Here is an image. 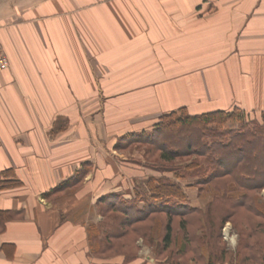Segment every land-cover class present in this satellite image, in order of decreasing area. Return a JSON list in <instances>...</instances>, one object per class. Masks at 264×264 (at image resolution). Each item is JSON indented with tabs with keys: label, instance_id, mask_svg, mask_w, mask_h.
Returning a JSON list of instances; mask_svg holds the SVG:
<instances>
[{
	"label": "crops",
	"instance_id": "crops-1",
	"mask_svg": "<svg viewBox=\"0 0 264 264\" xmlns=\"http://www.w3.org/2000/svg\"><path fill=\"white\" fill-rule=\"evenodd\" d=\"M0 39V172L22 183L0 192V264H124L90 253L88 227L154 174L117 140L183 107L264 111V0H0Z\"/></svg>",
	"mask_w": 264,
	"mask_h": 264
},
{
	"label": "trees",
	"instance_id": "trees-1",
	"mask_svg": "<svg viewBox=\"0 0 264 264\" xmlns=\"http://www.w3.org/2000/svg\"><path fill=\"white\" fill-rule=\"evenodd\" d=\"M133 146L145 147L154 165H144L161 175L148 176L130 199L118 193L98 199L103 220L88 227L93 256L121 255L131 264L141 239L160 264H264V111L236 105L192 115L179 108L150 130L121 136L116 147ZM91 167L84 164L45 197L57 200L65 190L77 189ZM8 174L0 172V192L22 184ZM181 181L207 195V204L194 207ZM14 217L0 211V233ZM228 222L239 238L234 250L223 239Z\"/></svg>",
	"mask_w": 264,
	"mask_h": 264
},
{
	"label": "rangeland",
	"instance_id": "rangeland-1",
	"mask_svg": "<svg viewBox=\"0 0 264 264\" xmlns=\"http://www.w3.org/2000/svg\"><path fill=\"white\" fill-rule=\"evenodd\" d=\"M228 126L231 127L232 124L230 123ZM117 142H118V140H117ZM144 148L145 147L138 148L136 146H133L131 149L123 150V151L121 150V151L124 152L123 155H125V157L130 162H132V163L138 162L140 164L139 166L145 169V172H148V173L152 174L151 172H153V171L148 169L147 166L149 165L150 167H152L154 165L152 161H154V160H152V158H149V157H147V155H145V149ZM84 164H86V163H82V166H81L80 170L84 167ZM144 164L147 165V166H145ZM130 168H132V170H134V171L136 170L137 172L142 171V169H138L135 166L134 167H130ZM91 170H92V167H91ZM153 174L156 175V176H160L161 175L160 173H157V172H153ZM167 175L168 176H172L171 174H167ZM145 180H146V177H144V179L140 180L141 182L136 184L138 189L143 190V185L145 184ZM181 184L184 186V188L186 190V193H187L188 197L190 198V203L194 207H204V205L207 204V202L209 201V197L207 195L201 194L198 191L197 187L189 186V185L187 186V182H183V181H181ZM134 185H135V183H134ZM261 194L264 196V191H262ZM52 201H55V200H52ZM97 213L99 214L98 209H97ZM223 239L227 243V246L230 247L232 250H234L236 248V246L238 245L239 238H238V235L236 234V232L234 231L231 222H228L225 225V228L223 230ZM142 243L143 242L140 239L138 241V246L140 247V250L138 251V255L149 256V257H152L155 260H157L158 257L153 254L152 249L149 248L147 245H144V244L142 246ZM159 263H160V261L157 262V264H159Z\"/></svg>",
	"mask_w": 264,
	"mask_h": 264
},
{
	"label": "built area",
	"instance_id": "built-area-1",
	"mask_svg": "<svg viewBox=\"0 0 264 264\" xmlns=\"http://www.w3.org/2000/svg\"><path fill=\"white\" fill-rule=\"evenodd\" d=\"M9 67H10V61H9L7 54L5 53V50L3 48V45L0 39V72L9 69Z\"/></svg>",
	"mask_w": 264,
	"mask_h": 264
}]
</instances>
